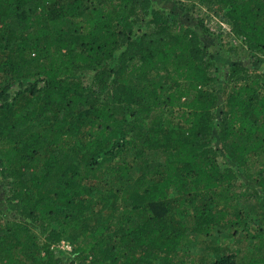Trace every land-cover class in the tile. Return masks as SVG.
Listing matches in <instances>:
<instances>
[{
	"label": "trees",
	"instance_id": "obj_1",
	"mask_svg": "<svg viewBox=\"0 0 264 264\" xmlns=\"http://www.w3.org/2000/svg\"><path fill=\"white\" fill-rule=\"evenodd\" d=\"M180 3L0 0V264H264V0Z\"/></svg>",
	"mask_w": 264,
	"mask_h": 264
},
{
	"label": "rangeland",
	"instance_id": "obj_2",
	"mask_svg": "<svg viewBox=\"0 0 264 264\" xmlns=\"http://www.w3.org/2000/svg\"><path fill=\"white\" fill-rule=\"evenodd\" d=\"M180 2L182 0H153L154 6L157 8H162L169 12V17L173 19L176 16H183L187 19V16L184 15L182 7L180 6ZM218 21V20H217ZM219 22V21H218ZM190 24L193 28H195L198 32H200L202 36V40L204 44L208 47V49L213 53L214 59L216 61V66L214 67L215 72H217L218 76L222 81H225L228 75V72L230 70V67L233 63L239 62V58L235 55H228V52L225 50L230 44L228 43L230 40L235 43V45L239 44V38H234V36H229L222 32V36H218L219 31L216 28L212 27V34L202 30L200 26H198L196 20L191 19ZM212 25L214 22L211 23ZM143 25V24H141ZM145 25V24H144ZM225 28V32L227 33L229 28L223 24ZM233 37V38H232ZM35 79H25L22 82L15 84L11 89L8 90V98L6 100H2L1 102H11L14 97L16 96V93L19 90L26 89L30 86V84L35 83ZM44 85L42 81L38 82L37 88H41ZM137 172L134 173L133 176H136ZM8 190V184L7 181L2 178L0 174V205L5 206V200L4 195ZM233 236L231 232L226 231L224 228L222 230H218L214 232L212 235L208 237L201 238V242L199 243V250L198 253L203 252L205 246L204 242L209 241L212 242L214 245L223 243V242H229L228 239H232ZM81 240V236L79 233H75L72 235L71 239L66 241L69 243V245H73L72 243L75 241ZM233 240V239H232ZM231 243V242H230ZM236 252H243L244 249H248V242L244 241V233L239 231L236 237V240L233 243ZM204 247V248H203ZM63 249V248H62ZM63 250H68L67 248Z\"/></svg>",
	"mask_w": 264,
	"mask_h": 264
},
{
	"label": "built area",
	"instance_id": "obj_3",
	"mask_svg": "<svg viewBox=\"0 0 264 264\" xmlns=\"http://www.w3.org/2000/svg\"><path fill=\"white\" fill-rule=\"evenodd\" d=\"M61 248H63V249H65V248H67L69 251L72 249V246L71 245H69V243L68 242H66V241H62V243H61V246H60Z\"/></svg>",
	"mask_w": 264,
	"mask_h": 264
},
{
	"label": "clouds",
	"instance_id": "obj_4",
	"mask_svg": "<svg viewBox=\"0 0 264 264\" xmlns=\"http://www.w3.org/2000/svg\"><path fill=\"white\" fill-rule=\"evenodd\" d=\"M72 250V249H71Z\"/></svg>",
	"mask_w": 264,
	"mask_h": 264
}]
</instances>
